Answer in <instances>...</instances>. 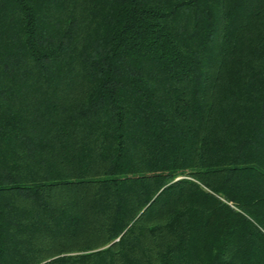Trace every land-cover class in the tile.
I'll list each match as a JSON object with an SVG mask.
<instances>
[{
  "label": "trees",
  "instance_id": "trees-1",
  "mask_svg": "<svg viewBox=\"0 0 264 264\" xmlns=\"http://www.w3.org/2000/svg\"><path fill=\"white\" fill-rule=\"evenodd\" d=\"M0 264H264V0H0Z\"/></svg>",
  "mask_w": 264,
  "mask_h": 264
}]
</instances>
